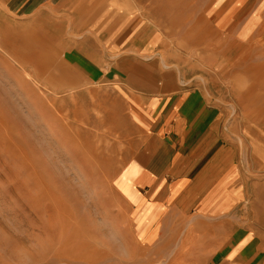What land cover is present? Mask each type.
<instances>
[{
  "label": "rangeland",
  "instance_id": "obj_1",
  "mask_svg": "<svg viewBox=\"0 0 264 264\" xmlns=\"http://www.w3.org/2000/svg\"><path fill=\"white\" fill-rule=\"evenodd\" d=\"M224 2H122L121 16L150 26L149 53L114 47L124 34L107 0L57 10L41 32L29 14L0 22V264H169L133 244L114 188L136 185L116 175L143 138L125 90L162 78L221 108L219 131L254 197L250 228L264 234V0L237 1L228 18Z\"/></svg>",
  "mask_w": 264,
  "mask_h": 264
},
{
  "label": "crops",
  "instance_id": "obj_2",
  "mask_svg": "<svg viewBox=\"0 0 264 264\" xmlns=\"http://www.w3.org/2000/svg\"><path fill=\"white\" fill-rule=\"evenodd\" d=\"M80 1L85 0H0V22L11 12L29 14L41 32L57 24V10ZM107 1L118 15L115 31L124 34L115 37L114 47L129 44L151 52L150 26L137 15L121 16L130 7L122 3L127 0ZM223 1L222 7L232 5L224 14L228 18L244 0ZM138 32L146 35L144 40L132 35L127 41V35ZM130 88L125 92L143 138L116 178L130 174L137 183L128 193L114 188L128 208L133 244L152 248L156 259L170 256L169 264H264V234L249 222L254 197L239 175L233 144L219 131L221 108L206 90L187 87L184 79L162 78L154 88Z\"/></svg>",
  "mask_w": 264,
  "mask_h": 264
},
{
  "label": "bare ground",
  "instance_id": "obj_3",
  "mask_svg": "<svg viewBox=\"0 0 264 264\" xmlns=\"http://www.w3.org/2000/svg\"><path fill=\"white\" fill-rule=\"evenodd\" d=\"M238 64V63H237ZM246 69V68H245ZM247 70H248V68H247Z\"/></svg>",
  "mask_w": 264,
  "mask_h": 264
}]
</instances>
